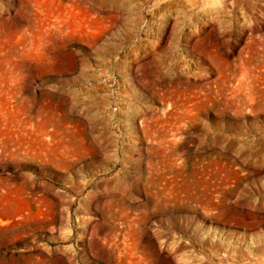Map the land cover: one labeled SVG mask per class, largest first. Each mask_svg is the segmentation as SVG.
<instances>
[{
    "label": "rangeland",
    "instance_id": "374dc122",
    "mask_svg": "<svg viewBox=\"0 0 264 264\" xmlns=\"http://www.w3.org/2000/svg\"><path fill=\"white\" fill-rule=\"evenodd\" d=\"M0 264H264V0H0Z\"/></svg>",
    "mask_w": 264,
    "mask_h": 264
}]
</instances>
